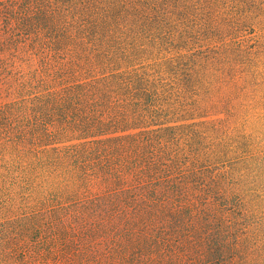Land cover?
Instances as JSON below:
<instances>
[{
  "label": "rangeland",
  "instance_id": "374dc122",
  "mask_svg": "<svg viewBox=\"0 0 264 264\" xmlns=\"http://www.w3.org/2000/svg\"><path fill=\"white\" fill-rule=\"evenodd\" d=\"M87 93L142 134L113 169L159 176L85 177L107 151L64 125L40 145L75 169L0 159V264H264V0H0V104L37 134L48 100L70 94L67 117Z\"/></svg>",
  "mask_w": 264,
  "mask_h": 264
},
{
  "label": "trees",
  "instance_id": "16d2710c",
  "mask_svg": "<svg viewBox=\"0 0 264 264\" xmlns=\"http://www.w3.org/2000/svg\"><path fill=\"white\" fill-rule=\"evenodd\" d=\"M69 95L70 94H67L66 97V94H64L62 102L55 99L48 100L47 108L43 107V109H47V111L50 112L51 118H54L56 111H58V114L55 121L49 124V127L52 125L53 129L50 127L48 130L46 129L45 131H40L37 134H35L31 128L30 131H28L27 127L24 126V118H20L22 116L21 111L17 109L14 102L0 104V135L2 137L0 142L2 141L4 149H9L7 154L3 152L0 153V159H4L6 161L4 171L7 177L10 179L13 177L21 178L23 175L22 178L29 177V180H39L41 177L40 170L43 168L42 166L48 164L50 168L70 166L71 169H75L67 160L70 159V156L68 155L71 154L67 151V149L66 151H62L55 145H40V142L44 140L45 137L50 136L54 137V142H52V144H55L56 141H58V131L64 130L63 125L68 129L72 128V131L75 132V134H78L79 140H84L79 147L83 148L87 153H89L88 151L94 153L107 151V154L103 158L105 159L104 164L102 162V164H99L97 169L93 168L89 170V173L85 175V177H104L105 180L112 179L114 183H122V181L128 180L138 182L140 186H144V184L139 181H143L146 175L151 178H153V176H159L157 173L161 170L156 168L153 164L145 167V169L134 163L123 165L121 167L115 166V169H113V160H109L111 158V154L112 156L116 153L123 154L130 150V148L134 145L141 144L139 142L141 141L139 139L142 138V134L139 133L140 130H137L135 133L125 131L117 134V130L114 132L113 123H110L112 122V118L110 117V112L106 107V103L108 101L99 96H97V98L91 97L88 93L83 94V96L77 95L79 104L81 105L79 113L67 115V117L62 115L61 117L59 116V112L64 106V101L66 100V104L70 106L72 105L68 100L72 96ZM47 97H51V95L48 94ZM138 101H141V104L144 103L143 100ZM145 107H148V105ZM39 108L42 109V106ZM64 109H67V105ZM58 116L62 118L63 121H60ZM132 119L136 123V120L134 118ZM144 119H140V122ZM109 126L110 129L105 130V128H108ZM136 127L138 128V126ZM138 129H140V127ZM171 130L173 129L171 128L167 131ZM82 135H87L85 138L92 137L95 142L90 143L92 140L83 139ZM103 135L105 136L103 137ZM146 143L149 144L148 141ZM41 146L46 148H41ZM7 156L20 159L21 169L18 165L15 166L14 160L11 159L12 162H10V160L7 159ZM51 156L53 157L52 160L49 159ZM125 167H128L127 169H129V171H126ZM32 175L34 176L30 177ZM157 179H159V177ZM103 182L108 183L105 181ZM124 194L126 195L125 198L128 199V201L133 200L128 192H125Z\"/></svg>",
  "mask_w": 264,
  "mask_h": 264
}]
</instances>
